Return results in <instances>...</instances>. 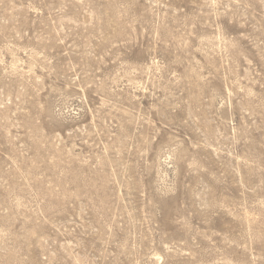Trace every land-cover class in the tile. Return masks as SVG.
Instances as JSON below:
<instances>
[{"label":"rangeland","instance_id":"obj_1","mask_svg":"<svg viewBox=\"0 0 264 264\" xmlns=\"http://www.w3.org/2000/svg\"><path fill=\"white\" fill-rule=\"evenodd\" d=\"M0 264H264V0H0Z\"/></svg>","mask_w":264,"mask_h":264}]
</instances>
